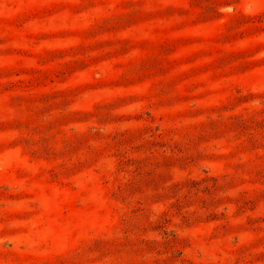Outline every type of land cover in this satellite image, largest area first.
<instances>
[{
    "label": "rangeland",
    "instance_id": "374dc122",
    "mask_svg": "<svg viewBox=\"0 0 264 264\" xmlns=\"http://www.w3.org/2000/svg\"><path fill=\"white\" fill-rule=\"evenodd\" d=\"M0 264H264V0H0Z\"/></svg>",
    "mask_w": 264,
    "mask_h": 264
}]
</instances>
